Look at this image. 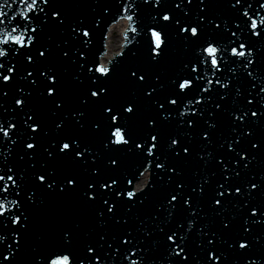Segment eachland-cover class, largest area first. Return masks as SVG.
I'll list each match as a JSON object with an SVG mask.
<instances>
[{
    "label": "snow or ice",
    "instance_id": "1",
    "mask_svg": "<svg viewBox=\"0 0 264 264\" xmlns=\"http://www.w3.org/2000/svg\"><path fill=\"white\" fill-rule=\"evenodd\" d=\"M80 7L0 0V264H264V0Z\"/></svg>",
    "mask_w": 264,
    "mask_h": 264
},
{
    "label": "water",
    "instance_id": "2",
    "mask_svg": "<svg viewBox=\"0 0 264 264\" xmlns=\"http://www.w3.org/2000/svg\"><path fill=\"white\" fill-rule=\"evenodd\" d=\"M80 3L81 7L76 9L77 13H83L86 15L91 14L92 8H98V5H103L105 0H77ZM14 10L17 9V5L13 6ZM99 10V9H98ZM119 15L113 10L101 23L100 28L94 31L93 39L90 48V56L94 59L98 60V57L103 52V42L105 38V34L107 33L108 27L115 23L119 19ZM138 26V25H137ZM126 29V22L119 21L115 23L112 27H110L109 33L106 39L105 49L107 51L106 56L101 59L99 62L107 65V60L111 59V55L119 51L120 44L122 43V32ZM62 39L58 36H54L53 40ZM129 49L136 51V57H133L130 54ZM123 55L116 54L114 60L111 62L116 64L119 67H127L137 63L139 60L143 59L146 56V38L145 41L142 42L140 37L135 33L128 32L127 39L125 41ZM47 55V53H46ZM151 171V170H149ZM126 177L128 179L133 180V184L135 183L134 190L139 192L140 189L146 186L147 181H150L154 178L152 175L149 176V173H145L143 176L139 178L138 173H136V168H132L131 172L126 173ZM139 178V179H138ZM147 191V190H146ZM56 223L55 220L51 217L47 218L43 224V234L45 235V239L47 240L49 236L55 235Z\"/></svg>",
    "mask_w": 264,
    "mask_h": 264
}]
</instances>
